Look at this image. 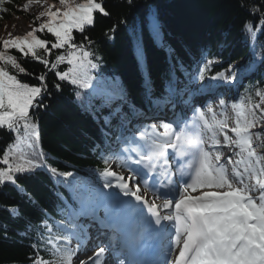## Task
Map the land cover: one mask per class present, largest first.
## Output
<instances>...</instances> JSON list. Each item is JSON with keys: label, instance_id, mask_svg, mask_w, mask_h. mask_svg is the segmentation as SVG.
Here are the masks:
<instances>
[{"label": "snow or ice", "instance_id": "obj_1", "mask_svg": "<svg viewBox=\"0 0 264 264\" xmlns=\"http://www.w3.org/2000/svg\"><path fill=\"white\" fill-rule=\"evenodd\" d=\"M4 3L5 0H0V5ZM59 4L63 9L52 5L41 12L40 17L47 19L23 38L17 36L3 41L5 49L15 48L25 58L31 54L46 66V72L34 75L18 62L16 56L0 52V60L5 62V66H0V131L19 133L22 128L27 146L26 152L17 154L11 148L3 152L0 191L11 186L36 205L20 183L23 178L46 172L54 178V183L73 185V181L60 179L73 174L61 173L55 166H49L48 154L40 148L37 113L48 107L45 100L52 92L47 84V72H51L58 81L91 89L89 92L76 91L75 99L82 109L103 121V141L95 144L94 148L100 152L102 159L124 158L126 163L121 166L127 167L153 195L152 202L145 200L138 183L134 190L122 177L105 169L101 175L115 177L117 183L114 185L112 180L105 179L103 188H115L119 192L105 193L84 181L73 185L76 191L71 203L62 195L58 196L61 200L59 211L65 215L62 222L54 224V227L59 235L74 239L77 245L71 248L69 240L60 241L66 245L67 252L60 264H72L74 258L93 247L97 250L94 256L87 261L81 260L80 264H111L113 260L115 264H134L130 259L132 254L161 257L136 264H264V113L257 117L252 110L240 107L235 111V121L231 126L227 117L210 124L201 110L207 108L212 111L207 100L199 101V107L196 97L188 102L193 89L199 91L206 87L216 89L217 106L222 115L229 103L236 109L239 94L226 100L225 91L242 86V81L247 78L246 72L254 75L264 68V44L259 45V53L256 50L259 36L264 35V2L254 4L250 9H254V16L260 18L258 30L254 31L257 25L251 22H246L244 26V38L250 47L245 60L229 63L226 70L206 77L205 70L222 68L228 62L209 61L201 53L195 72L189 70L183 82V66H174L163 82L162 94L158 96L155 95L151 74H144L142 88L150 105L157 108L162 105L165 111L171 109L173 113L180 111L183 120L174 123V119L163 117L162 137L152 136L143 143L141 138L146 137L149 130L155 132L156 124L130 127L131 121L124 107L127 105L129 111L137 116L142 110L134 104L128 105L126 90L119 84L118 78L104 81L101 62L95 55L98 50L86 34L95 26L98 15H109L105 6L97 0H85L79 4L59 0ZM145 28L154 42L162 43V26L157 10H148L145 22L134 34L135 55L140 64L146 62L143 47ZM74 30L80 35L79 41L73 35ZM45 31L54 37L50 48L48 40L37 35ZM66 46V54L57 55L54 62L42 59L37 53L38 49L50 53L51 49H65ZM217 55L222 56V52ZM66 59L72 67L59 71V65ZM253 64L257 65L255 69ZM8 65L15 70L14 73L6 70ZM88 68L96 72L95 84L91 82ZM18 74L33 76L37 83L23 81ZM101 83L105 87H99ZM51 87L56 91L62 90L59 82H54ZM254 87L264 89V80ZM258 95H264V91ZM104 108L109 109L107 115L103 114ZM189 112L192 116L198 112L199 119L204 122V131L195 138L182 127L191 119ZM117 118L119 126L115 127L112 120ZM173 127L176 129L174 132L171 131ZM225 148L230 149L227 155L223 152ZM10 153L18 156L21 162L9 164ZM197 192L198 195L192 194ZM122 196L134 197L135 203L131 199H122ZM157 199L161 203H156ZM5 210L14 217L20 215L19 208ZM40 213L42 228L39 222L26 221L25 234L34 228L38 233L37 239L30 245L37 253L32 257V264H52L51 260L46 261L38 255L52 247L49 241L52 218L46 209L41 208ZM93 227L97 229L95 236L91 234ZM0 228L8 231L6 225H0ZM4 238L7 239V236ZM173 245L179 248V255L174 259Z\"/></svg>", "mask_w": 264, "mask_h": 264}, {"label": "trees", "instance_id": "obj_2", "mask_svg": "<svg viewBox=\"0 0 264 264\" xmlns=\"http://www.w3.org/2000/svg\"><path fill=\"white\" fill-rule=\"evenodd\" d=\"M24 2L25 0H5V3L0 5V9H7L0 11V27L13 22L15 18H26L31 28L38 27V20L26 11ZM83 2L85 0H71L73 4ZM97 2L105 6L109 15H98L95 26L86 34L91 37L94 48L98 50L95 55L101 62L100 71L104 81L118 78L119 84L126 90L128 105L134 104L137 109L142 110L137 116L129 111L127 105L124 107L127 118L132 121L135 117H144L151 113L148 109L149 100L142 88L144 74H151L155 95L158 96L162 94L163 82L169 71L174 66L180 68L182 65L181 81H184L189 70L195 72L197 63L201 60V53L206 60L228 62L224 63L222 68L205 70L206 77L226 70L229 63L235 64L245 60L249 56L250 47L244 38V26L246 22H251L257 25L254 31L258 30L260 18L258 15L254 16V9L251 11L250 9L252 5H259L264 0H131L130 3L129 0H97ZM61 8L63 9L62 5ZM149 9H155L159 13L163 47H159L153 41L145 28L143 47L146 62L140 64L135 55L134 34L145 22ZM37 35L46 38L50 48L54 37L46 31ZM73 35L77 41L80 40V35L75 30ZM256 43L258 45L256 50L259 53V45L264 44V35H260ZM67 51L66 46L65 49H51L50 53L38 49L37 53L42 59L54 62L57 55L66 54ZM0 52L16 56L18 62L34 75L46 72V66L31 54L25 58L15 48L5 49L1 39ZM220 52L222 56L217 55ZM0 66H5V62L0 60ZM71 67L66 59L59 65L58 70L66 71ZM256 67L257 65H252L253 69ZM6 70H9L10 74L15 72L10 65L6 66ZM87 71L91 82L95 84L96 72L90 68ZM18 78L30 84L37 83L33 76L18 74ZM261 80H264V68H260L254 75L251 73L243 80L242 86L236 87L235 97L238 94L240 96L236 102V109L229 103L234 115L236 110L244 107L252 110L257 117L261 116L256 104L258 101L264 103V95H258L264 89L254 87ZM54 82L61 83V91L52 89ZM47 84L52 92L45 100L48 107L37 113L40 148L48 154L47 164L55 166L61 173H72L73 175L68 177H75L78 182L86 181L96 189L109 190L103 188V182L107 177L101 173L105 169L112 171L114 162L120 159L101 158L94 145L103 141V121L95 119L92 112L82 109L75 99L76 91L89 92L91 89L80 88L67 81H58L51 72H47ZM99 87L103 88L105 84L101 83ZM96 103L99 104L100 101L97 100ZM108 111V108H104L103 114L107 115ZM112 125L118 127L119 119H113ZM24 136L22 128L19 133L0 131V164L4 159L3 152L9 151V148L17 154L27 151ZM8 162L14 165L21 160L10 153ZM20 183L36 201L38 207L18 194L11 186L0 191V225H6L8 229L5 232L0 228V264H32V257L37 253L30 245L37 239L38 233L34 228L25 234L26 221L31 220L34 224L39 222L42 228L41 208L46 209L52 218L49 223L52 229V236L49 237L52 247L38 255L46 261L51 260L52 264H60L67 255L66 245L60 241L67 239L71 243L72 238L59 235L54 227V224L62 222L65 215L59 211L61 200L58 196L62 195L68 203L72 202L73 196L64 185L54 183V178L46 172H37L33 176L25 177ZM12 208H19L18 217L5 210Z\"/></svg>", "mask_w": 264, "mask_h": 264}, {"label": "rangeland", "instance_id": "obj_3", "mask_svg": "<svg viewBox=\"0 0 264 264\" xmlns=\"http://www.w3.org/2000/svg\"><path fill=\"white\" fill-rule=\"evenodd\" d=\"M29 2L32 4H35V6L41 7L42 10L37 11L36 9H34L32 7L31 4H28ZM70 2H71V0H70ZM52 5H54L55 8H61V5L59 4V0H25V2H24V7H25L26 11L29 14L33 15L38 20L39 24L44 22L47 19V17H40V13L48 10L49 6H52ZM55 8H53V10H55ZM32 30H33V28L30 27L28 20L26 18L25 19L24 18H15L13 20V22L4 24L2 27H0V39L4 41V40H8V39H13L17 36L23 38L29 31H32ZM205 89H208V88L205 87ZM201 91H202V89L199 91H196L195 89H193L192 95L189 98L192 99V97H194L193 93L196 94V93H200ZM224 94H225L226 100H228V99L232 98L233 91L228 90V91H225ZM208 99L209 100L207 102H208V104L211 105L212 111L209 112L207 110V108H204L201 110L208 113L206 120H208L210 124H215V122L217 120L224 119L225 117H227V119H228L229 126L234 124L233 123L234 122V115L228 106H227V109L224 110L223 115H222L221 114L222 110L217 106L218 101L216 99V96L215 97L213 96L212 98H208ZM256 108L258 109L260 114L264 113V103L263 102L258 101L256 104ZM213 113H215V117H213ZM156 129L158 131H161V132L164 131V129H162L160 126H157ZM229 134L234 135L232 133H229ZM207 138L208 137L206 135L205 139H207ZM221 140H222V137H221ZM143 142H145L144 139L142 140V143ZM223 152L225 155H227L230 152V149L225 148V149H223ZM122 164H125V162L123 161L122 163L115 164L113 172L116 173V176L122 177L125 180V182L129 183V186L132 187L134 190H135V187L138 183L139 187H140V194L144 197V199L147 198L148 194L146 192H143V190L141 188V184L138 182V180H136L133 177V174L128 170L127 167L121 166ZM130 177H133V178L130 179ZM108 179L112 180L114 185H115V183H117L115 177H109ZM112 191L119 192V189L111 188V192ZM257 195H259V193H257ZM84 256H89V258H90V256L92 257V255H86V253L83 252L79 255L78 258L73 259L72 264H76V262L79 259H82V257H83V261H87L89 259L88 257H84Z\"/></svg>", "mask_w": 264, "mask_h": 264}, {"label": "bare ground", "instance_id": "obj_4", "mask_svg": "<svg viewBox=\"0 0 264 264\" xmlns=\"http://www.w3.org/2000/svg\"><path fill=\"white\" fill-rule=\"evenodd\" d=\"M28 4H31L32 7H33L34 9H36L37 11H41V10H42L41 7L35 6V4H32V3H30V2H29ZM205 92H207V93L209 92V97H213V96L215 97V96H216V95H215L216 90H210V91H205ZM122 199H124V200H129V199H131L132 202L135 203V199L132 198V197H122ZM81 260H83V257H82V259H79V260L76 262V264H79ZM113 262L115 263V261L113 260V261H111V264H112Z\"/></svg>", "mask_w": 264, "mask_h": 264}]
</instances>
